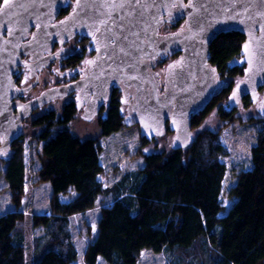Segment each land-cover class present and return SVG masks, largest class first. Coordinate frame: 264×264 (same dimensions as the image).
Masks as SVG:
<instances>
[{
	"label": "trees",
	"instance_id": "1",
	"mask_svg": "<svg viewBox=\"0 0 264 264\" xmlns=\"http://www.w3.org/2000/svg\"><path fill=\"white\" fill-rule=\"evenodd\" d=\"M244 39V34L232 31L221 33L212 42L210 62L218 69L224 87L203 111L191 117L192 141L180 149H148L156 138L142 137L136 154L145 164L124 172L111 186L100 179L104 171L100 137H84L73 129L81 116L75 99L66 101L61 110L41 107L33 114L40 162L36 182H50L52 194L49 211L32 216L33 226L43 228L33 240L32 264H78L71 216L93 208L99 196H109L112 201L101 207L97 234L84 251L86 264H97L100 257L106 264H136L145 248L168 255L178 250L193 254L199 243L210 253L191 255L190 264H264V116L239 113L241 106L250 109L255 105L249 96L235 107L229 100L246 67L241 62ZM123 105L120 91L114 89L98 116L102 136L129 125ZM215 108L223 125L195 132ZM235 120L258 122L260 129L252 147L253 166L237 174L229 192L236 200L221 214L227 171L222 157L229 154L221 132ZM172 132L168 126L167 134ZM0 158L6 163L4 175L15 206L0 213V264H27L22 205L28 164L23 128ZM73 191L74 198L61 200V195Z\"/></svg>",
	"mask_w": 264,
	"mask_h": 264
},
{
	"label": "water",
	"instance_id": "2",
	"mask_svg": "<svg viewBox=\"0 0 264 264\" xmlns=\"http://www.w3.org/2000/svg\"><path fill=\"white\" fill-rule=\"evenodd\" d=\"M70 0H9L0 3V154L22 133L23 123L50 101L77 92L82 118L92 121L110 97L123 86V101L132 97L126 120L137 124L141 137L154 139L173 131L172 148L193 139L191 117L203 111L223 87L210 62V47L221 34H244L241 62L244 74L235 82L233 107L249 96L264 116V0H75L73 9L58 19ZM183 21L178 30L160 34L166 22ZM76 34L93 36L97 54L76 81L50 87L23 101L15 75L30 65L26 54L45 52L55 42L64 44ZM179 53L168 63L161 91L159 56ZM53 55L40 56L41 68ZM126 90V91H125Z\"/></svg>",
	"mask_w": 264,
	"mask_h": 264
},
{
	"label": "rangeland",
	"instance_id": "3",
	"mask_svg": "<svg viewBox=\"0 0 264 264\" xmlns=\"http://www.w3.org/2000/svg\"><path fill=\"white\" fill-rule=\"evenodd\" d=\"M170 25L165 26L162 29L164 32L171 31ZM79 39H75L68 47L69 52H73L79 49ZM81 45V44H80ZM168 62L160 61L157 65V70L160 72V78L162 86H164L165 70ZM39 85L32 90L27 97L38 95L44 88L54 84L59 76L55 71L44 70L40 74ZM31 82L26 77L24 83ZM163 89V88H162ZM264 95V91L261 92V96ZM72 97L67 96L62 99L51 101L50 103L42 106V110L47 108H56L61 110L64 103L69 101ZM124 112L126 106L123 105ZM38 111V110H37ZM35 113V112H34ZM33 113V114H34ZM240 114L248 117L250 114H257L258 110L256 105L252 108L246 109L240 107ZM26 118L23 126L24 136L26 138V155L28 164V173L26 181V196H25V232H26V244H27V264H32L33 261V240L36 233L39 231L33 226L32 213L30 200L35 191V186H41L44 182L37 183L35 171L40 166L38 157L36 156L37 142L34 139L35 128L32 126V118L34 115ZM98 118L96 117L92 121H86L81 116L78 117L73 123V129L80 135L86 136H98L102 144V151L100 154V161L104 167L103 173L100 175V179L105 186H111L117 181L124 172L135 170L145 164V161L141 155H137L136 152L139 147L142 146V137L140 128L138 125H127L122 129L115 131L107 136L100 134V128L98 124ZM223 125L220 119L217 108H215L205 119L204 123L195 129V132L202 131L205 128H217ZM259 123L245 121L241 122L235 120L230 122L222 128L221 139L227 146L229 154L222 157V160L227 165L226 175L223 181L222 189V202L224 204V210L221 214H225L228 209L235 202L236 197L229 194L231 187L236 183L237 174L241 170L249 169L253 166L252 161V147L256 144L259 132ZM172 134H166L163 137H156L153 143L148 149H164L172 147ZM6 163L0 158V211L5 210L8 203H11V195L9 194L8 181L4 175V169ZM44 189V188H43ZM108 197V196H107ZM102 200V199H101ZM104 201H108V198H103ZM101 206V201L98 202L97 207L85 214H77L71 219V228L73 238L75 240L79 255L76 260L78 264H86L84 260V251L89 242L94 238L98 229V212ZM39 228V226H38ZM210 251L202 246L201 243L196 245L193 249V254L178 250L175 254H167L166 252H156L151 249L145 248L142 251L141 259L136 264H190L191 255H208ZM97 264H106L105 260L100 257Z\"/></svg>",
	"mask_w": 264,
	"mask_h": 264
},
{
	"label": "flooded vegetation",
	"instance_id": "4",
	"mask_svg": "<svg viewBox=\"0 0 264 264\" xmlns=\"http://www.w3.org/2000/svg\"><path fill=\"white\" fill-rule=\"evenodd\" d=\"M74 2H75V0H70L69 1V3H71V4H70V9L68 10L67 13H69L73 9ZM67 13L62 14V12H61V14L58 17V19H60L61 17L65 16ZM182 22H183L182 20L179 21V22H166L160 28L159 33L160 34H168V33L174 32V31L178 30V28L181 26ZM167 25H170L172 30L168 31V32L162 31V29L165 28V26H167ZM75 39H79L80 42H81L80 43L81 45L79 44V49H76L73 52H69L68 51V47L71 44V42H73ZM92 39H93V36H88V35H83V34H76L74 37H72L68 42H66L64 44V48H63V50L61 52H59V50L61 48L60 42H55L45 52L39 53L40 56L53 55L52 57H49L47 63L45 65H43L41 68H39L38 66L33 65L34 63L37 62V60L39 58H41L40 56H38L37 54H30V53L26 54L24 56V59L26 61H29L30 65H25V66H21L20 67V70H19L18 74L15 75L16 80H17V85L19 87H21V88L31 85L36 79V75H35L36 72H38L39 81L31 90H29L27 92H21V91L18 92L17 96H16V99L26 101V100H29L31 98H34V97L40 95L44 90H46V89H48L50 87L57 86V85H64V84H68V83H71V82H74V81L78 80L84 74V70H85V68L87 66V62L92 57H94L97 54V52H98L97 49L92 46L93 45ZM178 55H179V53L171 54L169 52L167 54L166 58H161L162 56H159V58L156 61V66H155L154 69L156 71H158L157 70V65H158V63L160 61H164V62H168L169 63L175 57H177ZM74 60H75L76 64H72ZM168 63H167V65H168ZM44 70L55 71L56 74L59 76V79L54 84L44 88L38 95L27 97V95L39 85L40 80H41L40 79V74ZM159 76H160V72H159ZM26 77L28 79H30L31 82L25 84L24 80L26 79ZM160 81H161V78H160ZM164 87H165V83H164V86H162V83H161V91L162 92L164 91ZM114 89H117L118 91H120L121 96H122V102L126 106V113H127L129 105L132 102V97H129L127 102L123 101V91H122L123 90V86L122 87H117V88L116 87H112L111 88L110 97H109V99L107 101H105V103H104L103 107L101 108L100 112L109 103L110 98L112 96V92H113ZM67 96H71L73 99H75L76 102H77V105H78V101L76 99V96H77V92L76 91L71 93V94L66 95L65 97H67ZM58 99H62V98H58ZM50 102H48V103H50ZM83 108H84V105H82L81 107L78 106V109L80 111V115L83 112ZM37 110H39V109H37ZM36 111H34V112H36ZM100 112L98 113V115L96 117L99 116ZM134 125H137V124H134Z\"/></svg>",
	"mask_w": 264,
	"mask_h": 264
},
{
	"label": "crops",
	"instance_id": "5",
	"mask_svg": "<svg viewBox=\"0 0 264 264\" xmlns=\"http://www.w3.org/2000/svg\"><path fill=\"white\" fill-rule=\"evenodd\" d=\"M44 188V189H43ZM9 194L11 195V192L9 190ZM52 194V185L50 182H44L43 185L41 186H35V191L33 192V196L31 198L30 205H31V209H32V213H39V212H44V211H49L50 209V197ZM76 196V192L73 191L71 194L69 195H61L60 198L63 201H67L70 200L72 198H74ZM103 198H108V201H112L111 197H105V196H99L98 200L96 201V204L93 208L84 211V212H79V213H75L71 216V219L75 216V215H79V214H85L90 212L91 210H93L95 207H97L98 202L101 201V206L99 207V212H98V220L100 217V212H101V207L103 206V204H106L107 201H104ZM102 199V200H101ZM15 208L14 204L8 203V205L6 206L5 210L0 211V213L2 212H6L8 210H13ZM25 199L22 205V210L25 211ZM36 229H38L39 231L36 233V236H39L43 233V228L41 226L36 227ZM97 234V233H96ZM96 236V235H95ZM79 253V252H78Z\"/></svg>",
	"mask_w": 264,
	"mask_h": 264
},
{
	"label": "snow or ice",
	"instance_id": "6",
	"mask_svg": "<svg viewBox=\"0 0 264 264\" xmlns=\"http://www.w3.org/2000/svg\"><path fill=\"white\" fill-rule=\"evenodd\" d=\"M4 7L5 8L10 7L9 0H4Z\"/></svg>",
	"mask_w": 264,
	"mask_h": 264
}]
</instances>
